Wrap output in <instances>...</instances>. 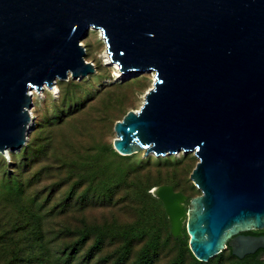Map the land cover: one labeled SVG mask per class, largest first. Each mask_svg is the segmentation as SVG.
<instances>
[{
    "label": "water",
    "instance_id": "obj_1",
    "mask_svg": "<svg viewBox=\"0 0 264 264\" xmlns=\"http://www.w3.org/2000/svg\"><path fill=\"white\" fill-rule=\"evenodd\" d=\"M91 30L122 74L155 73L115 123V152L198 160L199 196L151 191L171 235L186 223L201 262L264 249V235L247 234L264 230V0H0L1 154L27 145L33 90L96 73L82 45Z\"/></svg>",
    "mask_w": 264,
    "mask_h": 264
},
{
    "label": "rangeland",
    "instance_id": "obj_2",
    "mask_svg": "<svg viewBox=\"0 0 264 264\" xmlns=\"http://www.w3.org/2000/svg\"><path fill=\"white\" fill-rule=\"evenodd\" d=\"M82 45L86 50L85 59L95 65L96 73L82 80H76L78 83L75 85H71L75 80L69 78L65 81L58 80L55 90L36 91L33 98L34 106L31 110L34 124L28 141V143L31 141L35 145L30 149L29 158H23L20 151L12 152L13 156H4L0 153V201L4 197H13L8 186H11L13 182L21 181L24 184L23 196L28 205L33 206L35 210H38L39 207L40 213L42 212L43 216H46L44 227L45 240L47 241L46 249L54 258L50 257L48 263L44 262L43 264H61L55 258L54 252L79 241V236L85 228L131 225L139 219L138 211L141 208L140 203L135 202L138 197L129 196L128 190L134 189H121L116 192V196L110 204H102L101 198L95 197V194L85 200L82 198L81 192L85 186L79 189L78 195H73V209L69 212H58L59 214L55 217L49 218L45 214L47 209L40 207L46 199L50 206L69 203L68 193L73 184L69 178L73 168L70 159L83 160L84 155L88 156L90 153L96 152L93 150L94 148L112 146L116 138L115 123L121 121L129 111H136L141 107L145 93L154 83L155 73L143 74L116 83L114 68L106 65L103 59L107 49L106 42L101 38L99 30L90 31L83 39ZM58 82L60 88L65 89L64 91L69 90L67 87H75L76 93L73 92L74 94H72L74 101L78 97L85 101L81 108L75 110L71 107L68 114H65L67 102L70 101L71 103L72 100H68V95L60 93ZM117 87L122 88L118 89ZM59 111H61V120L59 119L56 124L51 125L49 119L53 118ZM48 140L53 141L51 152L36 155L34 149L47 143ZM33 152L35 155L31 154ZM188 155L190 156L187 159L185 158L186 155L183 154L157 158L152 155L145 157L143 152L137 153L131 156L128 165L135 169V165L146 164L141 173L147 175L143 178L138 175L131 176L130 182L133 181L132 183L135 185L141 181L149 182L156 184L157 187L160 184L172 185L176 191L183 192L189 200L199 196L200 190L195 187L190 179L198 160L193 154ZM14 157L16 161H14ZM114 160L120 162L118 158ZM3 181L6 184H3ZM170 181L173 184H169ZM96 194H102V190H98ZM37 196L38 199H36ZM33 199L36 202H32ZM86 201H89V204L84 205ZM188 203L189 201L187 205ZM185 225L186 223H184L181 236L178 238L171 235L174 240H162L160 255L155 264L193 263L188 248L176 242V239L185 238L189 243ZM9 227H0V235L11 232ZM68 229H70V234L67 232ZM71 231H76V234ZM11 234L4 237L6 247L9 245ZM23 234L21 233V236ZM116 234L119 233L116 232ZM94 238L95 235L85 245V248L79 251L74 264H112L107 256L113 255L123 245L122 237L118 235L109 236L105 249L96 258H87V249L91 243H94ZM15 242L14 240L13 243ZM141 247L142 244L136 245L133 258H136ZM10 251H13V248H10ZM29 251L27 254L34 250ZM224 254L222 263L215 258L212 260L214 261L213 264H237L236 260L230 259L228 251H225ZM58 255L60 254L58 253ZM8 263L9 259L6 258V253L3 254V247H1L0 264ZM11 264H19V261ZM32 264H40V261Z\"/></svg>",
    "mask_w": 264,
    "mask_h": 264
},
{
    "label": "trees",
    "instance_id": "obj_3",
    "mask_svg": "<svg viewBox=\"0 0 264 264\" xmlns=\"http://www.w3.org/2000/svg\"><path fill=\"white\" fill-rule=\"evenodd\" d=\"M75 83L78 82L74 81L71 85H75ZM58 86L60 88L59 82ZM67 88L69 90L66 91L60 88V93L68 95V100H72L71 103L70 101L67 102L65 114H68L71 107L76 110L81 108L85 103L80 97L74 101L75 99L72 94L76 93L75 87ZM117 88L119 89L122 87ZM62 110L64 111L65 109ZM60 113L61 111L56 113L53 118L49 119L51 125L56 124L57 120H61ZM34 145L35 143H31L30 141L28 145L20 151L23 158H29L30 149ZM52 146L53 141L48 140L47 143L36 147L34 151L37 153L36 155L39 153L40 155L44 153L49 154ZM93 150H96V152H92L88 156L84 155L83 160L70 159L73 168L71 169L69 178H71L73 184L68 193V198H70L69 203H59L55 206H50V203H47L46 199L40 207H45L47 209V213L45 214H47V217L51 218L59 213H66L72 210V205L74 204L73 195H78L79 189L83 186L85 187L83 192H81V196L84 200L95 194V197L101 198L102 204H110L114 200L116 192L121 189H134L128 190V192L130 197H138L135 202H139L141 205L138 211L139 219L137 222L127 226L87 227L80 236L78 235L79 241L67 247L65 246L58 252H54L55 258H57L61 264H74L77 254L91 241L93 235H95L94 243H91L90 247L87 249L86 256L87 258H96V256L105 249L107 238L111 235H118L122 237L123 245L117 249L113 255L107 256V258L111 260L109 262H112V264H155L160 255L162 240L174 239L170 234V222L165 214L164 207L151 193L152 188L154 186L157 187V185L143 181L138 185L133 184V181L130 182L131 176L138 175L143 178L147 175L141 173V170L145 168L146 164L135 165V169L131 168L128 165L131 156L124 157L119 155L113 149V145L97 147ZM31 154L35 155L34 152ZM11 156H13V154H11ZM189 156L190 155H186L185 158L187 159ZM112 157L114 159H120V162H116ZM14 161H16L15 157ZM2 183L6 184L4 181ZM169 184H173V182L170 181ZM161 185L162 184L158 186ZM23 186L24 184L21 183V181H17V183L13 182L11 186H8L13 197H4V199L0 201V227L10 226L9 228L12 230L9 233L5 232L4 235H0V248L3 247V254L6 253V258L9 259L8 264L15 261H19V264H32L39 261L40 264L44 262L48 263V259L54 257L51 256L50 252L46 249L47 241L45 240L44 229L46 216H43L42 212L40 213L39 207L38 210H35L33 206L28 205L23 196ZM98 190H102V194H100L101 197L99 194H96ZM36 199H38V196ZM32 202H36V200L33 199ZM85 204H89V201H86L84 205ZM2 220L5 221L3 222ZM67 232L70 234V229H68ZM71 232L76 234V231ZM116 232L119 234H116ZM21 233L24 234L21 236ZM7 234H11V237L9 239V245L6 247L4 237ZM247 234L264 235V230L253 231ZM14 240L16 241L15 243H13ZM176 242L188 248L189 256L193 262L192 264H213L214 261L212 260L215 258L222 263L225 251H228L230 259L236 260L237 264H264V249L258 250L253 255H248L244 259H239L235 257L231 249L228 248L208 262H201L193 256L187 239L179 238L176 239ZM139 244H142L141 250L138 252L136 258H133L134 248ZM10 248H13V251H10ZM29 250L34 251L30 252ZM28 251L30 252L29 254H27ZM58 253L60 255H58Z\"/></svg>",
    "mask_w": 264,
    "mask_h": 264
},
{
    "label": "bare ground",
    "instance_id": "obj_4",
    "mask_svg": "<svg viewBox=\"0 0 264 264\" xmlns=\"http://www.w3.org/2000/svg\"><path fill=\"white\" fill-rule=\"evenodd\" d=\"M91 31H94V32H95L96 30H91ZM99 32L101 33V31H99ZM101 38L104 39L102 33H101ZM103 59H104L106 65H109L110 67H113V68H114L115 82H116V83H117V82H120V83H121V82L126 81L127 79L133 78L132 76H134V74H132V75H124V74H122V73L119 71V67H118V65H116V64H114V63L111 62V59H110V56H109L108 51H106V52L104 53V55H103ZM55 89H57V82H56L55 86H54L53 88H51V89H49L48 87H45V88H44V90H55ZM35 94H36V91L33 90V91H32L33 98H34V95H35ZM11 153H12V152L5 153L4 156H6V155H7V156H8V155H11ZM15 153H16V152H15Z\"/></svg>",
    "mask_w": 264,
    "mask_h": 264
}]
</instances>
